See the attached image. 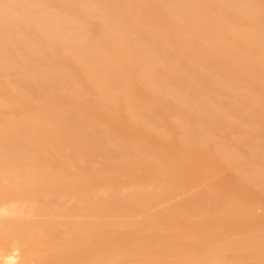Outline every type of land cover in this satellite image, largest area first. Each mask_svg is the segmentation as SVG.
<instances>
[{
	"label": "bare ground",
	"instance_id": "obj_1",
	"mask_svg": "<svg viewBox=\"0 0 264 264\" xmlns=\"http://www.w3.org/2000/svg\"><path fill=\"white\" fill-rule=\"evenodd\" d=\"M0 260L264 264V0H0Z\"/></svg>",
	"mask_w": 264,
	"mask_h": 264
},
{
	"label": "rangeland",
	"instance_id": "obj_2",
	"mask_svg": "<svg viewBox=\"0 0 264 264\" xmlns=\"http://www.w3.org/2000/svg\"><path fill=\"white\" fill-rule=\"evenodd\" d=\"M229 175H230V173H229V174H228V173H225L223 176H221V178H228ZM255 214H256L257 216L262 215V214H263V211L260 210V209H257V210L255 211ZM0 261H1V260H0ZM171 263H173V262H171Z\"/></svg>",
	"mask_w": 264,
	"mask_h": 264
}]
</instances>
